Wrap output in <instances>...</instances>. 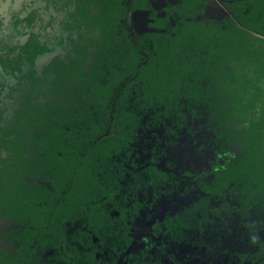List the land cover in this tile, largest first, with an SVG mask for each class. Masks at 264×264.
Instances as JSON below:
<instances>
[{
    "label": "trees",
    "instance_id": "16d2710c",
    "mask_svg": "<svg viewBox=\"0 0 264 264\" xmlns=\"http://www.w3.org/2000/svg\"><path fill=\"white\" fill-rule=\"evenodd\" d=\"M39 7L24 19L39 17L41 38L30 34L21 60L8 61L14 81H0V264H164L133 230L148 188L176 184L151 162L136 168L135 145L148 136L192 139L190 168L194 153L214 156L185 170L200 193L154 233L181 239L232 211L243 231L263 232L237 253L255 263L264 253V0ZM134 10L148 12L149 30L133 28ZM37 55L49 58L38 65Z\"/></svg>",
    "mask_w": 264,
    "mask_h": 264
},
{
    "label": "flooded vegetation",
    "instance_id": "af4514ba",
    "mask_svg": "<svg viewBox=\"0 0 264 264\" xmlns=\"http://www.w3.org/2000/svg\"><path fill=\"white\" fill-rule=\"evenodd\" d=\"M8 1V3L6 2ZM18 2V5L16 3ZM3 3H7L8 6L5 9V12L2 14L0 13V81L8 85L11 81H14V76L12 74V69L9 66L8 61L15 60H21V56L23 55V50L21 45L26 42V40L30 37V34L33 32L34 35H38L39 38H41L40 34V27H42V24L39 21V15L42 14V8H40L41 0H0V9L2 7ZM39 5V6H38ZM34 13L33 19L30 20V22H27L24 17H26L27 14ZM55 16V15H54ZM47 17V16H46ZM58 20V16H55ZM49 30L50 28L47 27ZM19 55V57L17 56ZM40 55H37L39 57ZM37 59V58H36ZM37 63V61H36ZM38 65H41L37 63ZM5 90V91H3ZM2 90V94L0 95V105L1 102L6 100V87H4ZM164 136H159V138H151L147 137L148 142L142 143V144H136L135 149V165L136 168H141L147 163L151 162L155 164L158 168L163 169L167 172L173 173V180H175L176 184L173 185V187L168 190L169 188L160 186L158 188H148V193L146 197V201H144V205L141 209H139L138 215L135 217V219L141 214V213H147L149 215L157 206V204L162 200H167L168 202L173 201L174 199L178 198L184 191L187 189H191V187L196 190V195L194 198L200 193L199 188L196 185V182L193 181V179L186 174L185 170H192L193 168H190L188 166L187 160L184 157L185 153H178L174 150L178 142L170 146L169 144L164 141ZM191 142V152L193 150L192 145V139H189ZM205 147H208L205 145ZM209 152L212 154V150L208 149ZM204 149V153L202 155L194 153V155L191 158L192 163L194 164L195 161L199 164L206 163L209 159H213V155H207V151ZM190 152V153H191ZM152 157L154 160H152ZM165 159V165L162 166L160 163L162 159ZM202 159V160H201ZM225 159L221 158L220 162H223ZM140 197L143 195L140 193ZM194 198H192L190 201L182 204H178L169 209L160 219L153 220L149 225V232L150 234L155 238L159 240V245L157 247V252L160 253L162 251L164 242L168 240H178L180 238H167L163 237L162 240H160L162 237L161 235H156L154 233V223L156 221H160L164 218L165 215H169L171 213L177 212L180 210L184 205L191 202ZM222 203V200L214 196L211 198V204L213 205H219ZM217 213V212H216ZM216 213L213 216V219L216 218ZM231 216H234L235 218H240L238 216H235L232 211L229 212ZM240 220V219H239ZM135 221V220H134ZM218 226V225H216ZM214 226V227H216ZM214 227H211L209 229H212ZM197 229V228H196ZM209 229H204L201 231H207ZM134 230V227H133ZM200 230V229H198ZM262 235V231H256V232H250L249 230L238 232L239 238L235 241L237 244V249L233 253L234 261L231 264H255L260 261L264 260V253L258 257L257 261L255 263H251L250 261L244 260L241 261L239 256L237 255L238 252H242L243 254L253 251L255 248V245L250 241V239L255 235ZM182 239V238H181ZM180 239V240H181ZM139 245L142 246V243L139 242ZM163 245V246H162ZM257 248V247H256ZM259 248L256 249L258 251ZM149 252V251H148ZM150 255H152L151 252H149ZM157 254V253H156ZM155 254V255H156ZM250 254V253H249ZM152 255V256H155ZM172 264H175V261H177L178 264H185L182 261L177 260L172 255ZM166 264V263H164ZM260 264V263H259ZM264 264V263H262Z\"/></svg>",
    "mask_w": 264,
    "mask_h": 264
},
{
    "label": "rangeland",
    "instance_id": "374dc122",
    "mask_svg": "<svg viewBox=\"0 0 264 264\" xmlns=\"http://www.w3.org/2000/svg\"><path fill=\"white\" fill-rule=\"evenodd\" d=\"M155 1L158 2L159 0ZM6 2L8 3V1ZM7 3L2 4L0 9L1 14L5 12L8 6ZM16 5H18V2ZM148 21L147 11H131L130 22L136 31L149 30ZM48 58V55H40L36 61L42 64ZM175 147L174 150L177 154L180 152H191V142L187 137H181ZM207 155H211L209 150L207 151ZM160 164L162 166L165 165L164 158ZM193 165L197 166L198 163L195 161ZM196 194V190L191 187V189H187L171 202L167 200L160 201L149 215L141 213L134 221V234L147 251L151 252L152 255L157 253L166 264H172V255L185 264H231L234 261L233 253L237 249L235 241L239 238L238 232L243 231L245 226L238 218L231 216L226 211L216 213V220L222 226H216L207 231H201L196 228L190 229L186 231L185 236L181 240H168L164 242V246L162 245L163 249L160 253L156 251L159 240L150 234V223L155 219H160L172 207L174 208L178 204L190 201Z\"/></svg>",
    "mask_w": 264,
    "mask_h": 264
},
{
    "label": "crops",
    "instance_id": "0c3cea01",
    "mask_svg": "<svg viewBox=\"0 0 264 264\" xmlns=\"http://www.w3.org/2000/svg\"><path fill=\"white\" fill-rule=\"evenodd\" d=\"M154 4H157V5H160V4H162V1L161 0H159L158 2H156L155 0H151Z\"/></svg>",
    "mask_w": 264,
    "mask_h": 264
}]
</instances>
